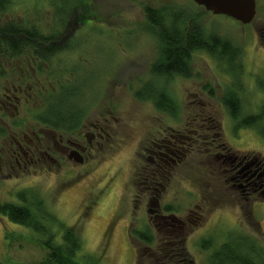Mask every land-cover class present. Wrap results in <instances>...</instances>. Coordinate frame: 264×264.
Wrapping results in <instances>:
<instances>
[{"label":"rangeland","instance_id":"1","mask_svg":"<svg viewBox=\"0 0 264 264\" xmlns=\"http://www.w3.org/2000/svg\"><path fill=\"white\" fill-rule=\"evenodd\" d=\"M55 1L54 19L58 25L66 15L61 7L71 12L75 3L82 2ZM88 2L98 19L82 28L78 25L79 16H71L69 52L62 57L78 59L76 62L84 66L82 72L87 79L83 102L89 105L90 118L98 109L114 107L118 116L115 137L106 141L93 164L38 176L1 178L0 202L16 201L19 191L31 189L45 198L48 208L61 220L76 226L83 239V253L100 258L99 264H160L155 261L160 255L158 242L153 245V254H139L132 233L140 226L149 227L148 223L145 225L148 215L143 205L135 207L134 201L140 186L137 181L144 179L149 165L146 147L166 132L192 133L204 127L205 134L211 133L208 139L196 143V149L184 162L170 170L162 197L168 214L187 221L185 246L195 264H212L210 254L238 233H246L264 244V200L249 207L253 214H245L248 204L220 178L221 168L214 169V174L210 172L211 166L218 167L220 161H209L207 154L199 151V145L208 149L215 134V128L202 124L197 117L202 108L206 114L214 115L213 125L223 140L220 144L238 154L264 156V137L253 127L237 130L223 104L225 92L236 88L234 77L207 52L199 51L190 59L191 76L176 75L170 82L179 104L176 116L159 111L151 100L136 97L140 88L154 81L152 66L161 51L144 8L173 6L200 16L199 23L208 31L229 39L241 50L238 61L244 71L243 89L236 92L243 103V115L258 113L264 103V0H257V15L249 24L214 14L193 0ZM198 213L201 223L195 221ZM150 228L158 235L154 224ZM11 231L27 235L9 243ZM26 231L29 230L0 215V264H27L40 257L41 249L29 240L30 233ZM157 239L161 240L160 236ZM205 239H212L210 249L202 246Z\"/></svg>","mask_w":264,"mask_h":264},{"label":"flooded vegetation","instance_id":"2","mask_svg":"<svg viewBox=\"0 0 264 264\" xmlns=\"http://www.w3.org/2000/svg\"><path fill=\"white\" fill-rule=\"evenodd\" d=\"M55 14V0H0V179L70 171L93 164L106 141L115 137L118 116L113 106L98 109L93 118L87 111L75 132L48 126L37 116L39 93L51 84L47 75L55 68L57 57L65 54L57 53V48L71 40V14L66 13L59 25ZM93 20H79L78 25L84 28ZM198 134L197 128L192 133L166 132L146 147L149 165L144 179L137 181L140 186L134 198L135 207L143 205L148 215L145 225H149L135 228L140 230L133 234L139 254H153L156 242L159 252L180 249L176 239L184 240L187 221L168 214L162 197L171 168L182 164L196 149V143L208 139L205 135L201 140ZM212 141L203 151L209 161L220 162L218 167L211 166L210 172L214 174V169L223 167L224 181L248 204L243 212L253 214L249 207L264 200V156L238 154L222 144L217 147L214 137ZM195 219L198 223L201 215L198 213ZM151 223L158 234L151 231L152 242L143 238Z\"/></svg>","mask_w":264,"mask_h":264},{"label":"trees","instance_id":"3","mask_svg":"<svg viewBox=\"0 0 264 264\" xmlns=\"http://www.w3.org/2000/svg\"><path fill=\"white\" fill-rule=\"evenodd\" d=\"M73 6L71 12L63 7L61 10L70 13L71 16H79L81 21L90 17H94V21L98 19L97 12L88 0H82L81 3H75ZM144 10L151 30L159 38L161 51L158 61L152 66L154 81H149L140 88L136 92V97L140 100H151L159 111L176 116L179 104L171 90L170 82L176 75L191 76L192 55L205 51L216 59L220 68L235 79L233 86L236 88H229L223 95L222 101L236 129L253 127L264 137V103L258 113L243 115V103L236 92V89H243L244 71L242 63L238 61L241 50L229 39L214 31H208L199 23L200 16L197 18V15L185 9L173 6L155 8L146 5ZM10 29L11 26L6 28L8 31ZM69 46L67 44L65 47H58L57 53H68ZM76 61L72 58H63L62 55L57 57L55 68L47 75L51 84L39 93L41 105L40 113L37 115L40 121L48 126L69 129L73 132L82 124L89 108V105L83 102L86 99L85 80L87 79L82 72L84 66ZM48 62L53 61L48 60ZM160 80L162 83H159ZM30 110L32 111L31 108ZM210 114H206L205 110L200 108L196 115L202 120V124L206 122L210 128H215L213 136L217 147L224 146V144L220 145L223 141L221 133L213 125L214 115ZM205 132L204 127L198 128L199 139L202 140L205 135L211 134L210 131L206 134ZM199 150H203L201 146ZM223 169L222 167L218 175L225 180ZM0 215L28 229L29 231L26 232L30 233L29 240L41 249L40 257L27 264H99L100 258L83 253V239L76 226L68 225L61 220L48 208L45 198L31 189L19 191L16 201L0 202ZM139 231L134 229L132 233L138 234ZM146 231V236L143 238L152 242L154 239L152 230L148 228ZM26 235L21 231H11L8 233L9 243ZM185 240V238L183 241L176 239L180 249L161 251L160 255L155 257V261L160 264H195L186 249ZM212 245V239H205L202 242V246L206 249H210ZM210 261L212 264H264V244L246 233H238L216 248L210 254Z\"/></svg>","mask_w":264,"mask_h":264},{"label":"water","instance_id":"4","mask_svg":"<svg viewBox=\"0 0 264 264\" xmlns=\"http://www.w3.org/2000/svg\"><path fill=\"white\" fill-rule=\"evenodd\" d=\"M214 14H224L243 24L251 23L257 15V0H193Z\"/></svg>","mask_w":264,"mask_h":264}]
</instances>
